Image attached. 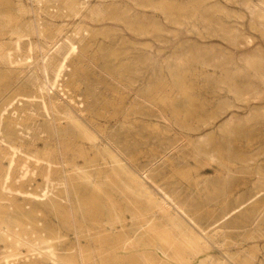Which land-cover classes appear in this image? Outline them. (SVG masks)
<instances>
[{"label":"rangeland","instance_id":"374dc122","mask_svg":"<svg viewBox=\"0 0 264 264\" xmlns=\"http://www.w3.org/2000/svg\"><path fill=\"white\" fill-rule=\"evenodd\" d=\"M201 1L93 0L94 8L104 6L106 19L46 16L40 34L32 28V33L0 38V56L9 58L24 48H52L47 57L55 86L52 96L90 123L100 140L105 132L98 126L110 129L127 158L121 160L151 192L160 197L162 188L185 208L195 243L167 225L158 211L134 206V198L126 206L110 190L100 196L79 188L85 219L70 216L71 207L54 186L61 180L74 182L64 166L71 159L59 154V145L57 154H48L43 135L27 134L11 142L10 147L20 151L14 150L11 159L3 157L0 145V216L29 215L30 220L22 222L35 231L74 244L75 250L66 255L77 264L93 258L96 264H201L208 251L198 252L197 240L210 243V252L226 264H264V0ZM48 3L45 12L54 7L56 14L57 7L59 14L65 13L61 0ZM113 17L125 24L110 20ZM152 24L157 31L149 29ZM54 37L61 39L56 46L51 44ZM7 66L14 70L0 73V92L12 84L0 101V119L13 121L16 131H23L43 119L35 114L43 104L35 91L38 80L32 72L26 81L18 79L16 72L30 70L26 65ZM64 84L63 92L57 89ZM147 86L153 89L147 92ZM73 104L79 107L73 109ZM72 160L84 164L88 158ZM11 163L22 170L7 177ZM46 186L56 198L54 211L37 198ZM147 211L157 212V231L151 228L134 240L107 224L117 222V214L120 224L126 229L129 224L132 231ZM31 255L23 245L0 240V264H50ZM205 262L216 264L214 259Z\"/></svg>","mask_w":264,"mask_h":264},{"label":"bare ground","instance_id":"6f19581e","mask_svg":"<svg viewBox=\"0 0 264 264\" xmlns=\"http://www.w3.org/2000/svg\"><path fill=\"white\" fill-rule=\"evenodd\" d=\"M61 1L63 2V4H66L64 14H59L58 12L59 8L57 7H56L57 9L56 14L52 12L53 10H55L54 7H52L53 8L52 11L45 12V10L47 9L45 7L49 5L48 0H0V38L4 35H25V31H29L32 28L35 30V34H40L42 31H44L43 28L47 26V24L44 21V17L46 16L52 18L89 17L93 20L106 19L104 17L105 15L104 6H99L94 8L93 0H80V1L61 0ZM189 6L193 7V5H188L187 7ZM260 13L261 12L258 11L259 15ZM110 20H117L119 22L124 23V21L120 17L118 18L113 17L110 18ZM144 27L147 28L146 26ZM138 28L139 26L137 27V29ZM156 28L157 27L154 26L153 24L150 25L149 27L151 31L152 30L157 31ZM139 30H137L136 33L138 32L139 35H143V31L141 30L139 32ZM29 32L32 33V31ZM1 42L2 41H0V43ZM60 42L61 39L58 40L57 37H54L51 41V44H54V46H56ZM1 47L2 46H0V48ZM51 50L52 48L48 49L42 46H38V47H34L33 49L30 48L22 49L21 51L22 53L17 55L15 58L12 57L9 58V55L6 54L0 56V73L1 72L8 74L12 73L14 69L12 67L9 68L7 65H26L30 67V70L28 72L26 71V69L21 72H16L17 77L21 81H26L28 74L32 72L34 74V78L38 80L36 85L38 89L37 90L34 89V90L38 93V97L40 98V100L43 101V104L41 105V111L35 112V114H38L43 118L42 121H36L33 122L32 125L24 126L23 131H16L15 124L13 123V121H8L7 119H5L4 122L2 119H0V145H2L3 152L5 153L3 154V157L11 159L12 157L15 156L14 150L16 151V153L20 152L18 148L14 149L13 146L10 147V143L15 141L16 139L20 140L21 137L26 138L27 134L34 135L35 138L43 135L45 137L44 141L47 147L46 150L48 154L51 155L57 154V147L59 145L63 149V151L59 152V154L64 158L71 159L70 163H65L64 166L70 169V172L72 173V176L74 178V182L70 183L68 181L64 182L61 180V182H58L57 185L54 186L55 189H59L62 192L60 200L64 203V205L65 206L68 205L69 207H71L69 209L70 216L76 215L80 217V219H85V216L82 213L83 212L82 197L80 193L77 194L76 192L79 188L89 189L91 191H94L96 194L100 196H105V195L108 196V191L110 190L112 194L118 195L121 198V202H124L126 206L129 205L130 199L134 198L133 200L134 202L132 201L134 206L143 205V208L145 207L147 210H153V212L154 210L158 211L160 215L165 217L167 221V225L170 224V226H172L173 229L181 231L183 235H186L188 237L190 236L188 239L189 242L191 244L195 243L191 238L192 231L188 229V226L186 224V221H189L188 219L189 216L185 208L180 204L176 203L174 199L169 194H167L162 188H160L161 189L160 192L162 193L160 197L155 196V194L151 192V190L146 186L145 181L142 178H140V176L138 177V174H136L137 175L136 176L131 170V168H129V166H127L126 163H124L121 160V158H123L127 161V158H124V153L119 147L120 142L118 139H114V135L111 134L110 129L104 126H98V130L100 132H105L104 141L100 140L90 130L89 126H92L90 123L88 122L86 123L82 121L73 111H71V109L64 108L52 96L51 91L55 89L54 79L53 77L50 76L49 70L47 68V63L51 58L50 57L47 60V57L49 56ZM149 60L150 59H145L146 62H148ZM9 83L10 84L7 83V85L1 87L4 89H3V93L0 92L2 93L0 95V101L5 99L6 97L5 93L11 90L12 84L11 82ZM57 89L63 92V90L66 89L65 84L62 85L61 88H57ZM145 89L147 90V92L151 91L153 89V86L151 89L148 86L145 87ZM67 92L73 98V94L69 91V88H67ZM18 103L23 104L24 101L19 100ZM8 106L9 105H6L5 109L8 108ZM78 107L79 105L77 104H73L72 106L73 109ZM3 113H7V109L4 110ZM92 122L95 126V122L94 121ZM5 124L8 126L6 127ZM23 156H22L23 158H26L28 155L25 154ZM76 157L83 159V161L87 158L88 160L84 164H78L75 163V160H72L75 159ZM20 170H22V167L20 165L15 166L14 163H11L8 165L7 171L4 174L7 175V177H9V175H11L14 171L18 172ZM227 172L228 174L231 173L230 170H228ZM5 175L3 176L5 177ZM145 178L147 179V177ZM2 185L3 188L8 186V178L2 182ZM85 189H83L84 192ZM51 190L52 189L50 188V186H46L43 191V194L38 196L37 198L38 201L44 204L48 210L54 211L57 202L54 194L51 193ZM153 212L147 211L144 214L145 216L143 217L142 223L134 222L135 227H133L132 231L129 230V224L127 229L120 224L122 219L117 214L115 215L117 222L107 223V224L110 226L112 230L118 229V232L129 234L131 236L130 240H134L135 237L139 238V236L142 237L143 235L148 233V230H150L151 228L154 230L153 225L155 224L154 219L157 212L155 213ZM131 219L133 220L132 217ZM22 220H30V216L29 215L20 216V215H10V214H5L3 216H0V240L10 241L13 245L16 246L23 245L28 251L31 252L32 254L31 258L33 259L34 258L41 259L50 264H77L72 262L73 256L66 255L68 251L72 252L75 250L74 244H70L71 242L67 243L66 241L63 240H57V239L50 240L46 237L45 233L40 232L38 230L35 231V228L32 225L22 222ZM160 223L162 224V222ZM65 226H67V224ZM155 230L157 231V229ZM155 230L152 232L155 233ZM68 231L69 230L66 228V233H68ZM161 236L159 235V237ZM159 237L158 239L160 240ZM211 239L214 242L215 240H217L215 244L223 243V240L220 238L212 237ZM163 240L164 239H161V242ZM204 243L202 244L201 242H199V240H197V244H196L199 249L198 252L208 251L205 252L204 257L201 260L202 262H200L201 264H205L206 260H211V259L216 260V264H226L225 261H223L219 257H216L214 254H212V252H210L212 249L210 243L207 242ZM175 249L177 250V248ZM194 249L197 250V247H194ZM164 250L166 251L167 249ZM178 252L179 251H177V253ZM173 256L171 255L172 258ZM17 257L20 258V255H18ZM68 258L71 259L69 260ZM193 260H191L190 262H193ZM88 264H96V260L93 258V261ZM191 264H199V263H191Z\"/></svg>","mask_w":264,"mask_h":264}]
</instances>
